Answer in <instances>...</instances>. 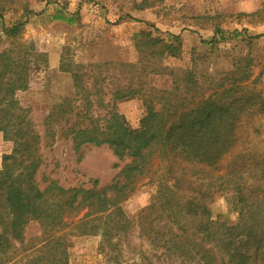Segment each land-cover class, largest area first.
<instances>
[{"label":"rangeland","instance_id":"rangeland-1","mask_svg":"<svg viewBox=\"0 0 264 264\" xmlns=\"http://www.w3.org/2000/svg\"><path fill=\"white\" fill-rule=\"evenodd\" d=\"M56 11L73 21L53 19ZM150 35L178 49L171 54L151 46L145 40ZM4 49L27 61L28 85L14 97L40 135L37 178L42 187L56 180L65 188H91L98 180L99 188L118 198L108 210L70 214L74 221L66 230L75 225L80 230L67 236L66 264H196L200 255L193 258L180 244L223 247L222 237L246 226V212L264 219V189L246 187L240 197L224 183L234 166L264 161V105L243 114L235 128L236 145L216 168L155 152L148 168L128 182L122 171L133 158L121 160L108 144L76 150L68 128L86 109L74 108L66 124L60 108L76 96L79 85L92 93L93 115L104 117L112 93L131 90L116 108L137 129L149 100L165 91L208 96L229 85L234 76L228 72L236 68L235 77L250 74L247 82L258 94L255 106L264 101V0H0ZM188 75L196 89L186 82ZM14 132L0 130V169L14 149ZM113 183H127L125 198L116 197ZM41 232L33 221L25 235L39 241Z\"/></svg>","mask_w":264,"mask_h":264},{"label":"trees","instance_id":"trees-1","mask_svg":"<svg viewBox=\"0 0 264 264\" xmlns=\"http://www.w3.org/2000/svg\"><path fill=\"white\" fill-rule=\"evenodd\" d=\"M52 18L73 21L62 16L60 11L52 14ZM22 24L13 26L11 30ZM149 37L145 40L151 46L159 45L171 54L178 49L164 39ZM238 72L237 68L228 72L234 76L229 85L222 84V90L208 96L199 95L196 91L172 96L173 91H165L166 94L157 100H149L148 114L137 129L128 126L116 108V101L131 95V90L112 93L111 107L105 118L93 115L91 91H85L77 84L76 96L60 108L66 124H69L74 108L83 106L86 109L84 114L76 115L68 128L76 150L85 144H108L121 160L133 158L122 171L127 182L136 172L142 173L148 168L150 156L155 152L172 153L216 168L235 147V128L244 113H252L253 107L264 105V101L255 106L252 104L258 94L247 82L250 74L242 71V76L235 77ZM191 75L186 76V82L191 89H196V80H190ZM27 85L26 59L21 55L15 56L13 49L0 51V130L7 134L15 131L14 149L4 156V166L0 169V264H66L67 236L80 230L75 228L78 225L66 230L74 221H69L70 214L75 215L85 208L105 211L117 204L118 198L108 196L107 188H99L98 180L91 188H65L56 180H49L42 187L37 178L41 163L38 155L40 135L33 127L29 113L21 111L14 97L16 90ZM54 115L53 112L48 121ZM243 164L234 166L227 173L228 177L224 179V183H228L225 184L226 189L236 188L240 197L244 196L246 187L252 188L253 192L263 191L264 161L251 166L246 162ZM245 171H250L248 176H244ZM250 179L253 181L251 184ZM126 186L127 183H113L111 188L118 192L116 197L123 199L127 196L122 192ZM245 215L243 222L246 226L238 230V225L228 232L225 240L222 237L223 247L207 246L202 242L194 247L183 243L179 248L192 253L193 258L200 255L196 264H264V219L249 212ZM33 221L41 226L39 241L27 239L25 235L27 225ZM218 235L224 234L219 232ZM240 238H247V242L240 243Z\"/></svg>","mask_w":264,"mask_h":264}]
</instances>
